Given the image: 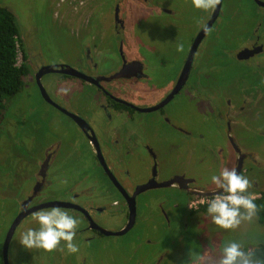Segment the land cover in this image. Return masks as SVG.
I'll return each instance as SVG.
<instances>
[{
  "label": "rangeland",
  "instance_id": "obj_1",
  "mask_svg": "<svg viewBox=\"0 0 264 264\" xmlns=\"http://www.w3.org/2000/svg\"><path fill=\"white\" fill-rule=\"evenodd\" d=\"M113 1L0 0V4L6 5L14 12L22 38L31 51H36L38 48L37 55L34 54L37 57V64L52 65V63L59 62L73 68L84 67L86 45L97 42L99 55L107 57L106 65L101 66L100 64L97 69V71H102L105 67H117L120 63L116 53L119 47L118 36L111 24L113 21L111 10H109ZM224 1L226 14L221 24L227 21L230 27L222 29L220 37L228 36L229 30L233 31V29L238 30V34L227 39L224 44L220 43L212 53L215 54L214 58L220 62L223 61L220 57L222 53L226 55L229 51L231 53L232 58H225V61L229 63L223 64L224 68L221 71L227 80H221L224 86L228 84L227 92L222 94V101H218L215 97L206 98L204 95L197 94L196 96L188 93L181 94L173 103L171 102L173 107L170 112L174 115L173 111L176 113L177 109L184 115L181 125L187 129L191 126H198V124L203 127L199 136V138L203 136L202 142L199 138H192L186 139L183 143L184 145L186 142H191L194 151L190 153L188 150L180 149L175 154L181 153L183 162L189 158L193 162L192 165L200 159L202 163L199 166L188 170L206 182L211 181L212 175H218L225 168L223 158L227 156L229 147L231 149L226 126L229 122L227 104L231 99L234 103L232 115L236 114L233 134L237 143L249 154L248 161L245 162L247 173L244 175L249 178L251 186H257L249 191L252 197H257L260 192L264 193V83L248 89V93L240 75L244 73L247 65L254 68V60L248 63L239 62L235 58L234 50L252 37L251 32L255 27L258 28L261 25L260 31L263 32L264 10L257 8L258 5L253 0ZM161 4L172 10L174 14L167 16L163 13L160 8ZM203 14L204 10L195 9L191 0L139 2L134 5L128 18L129 26L125 29L124 36L136 43V46L156 47L158 52H165L168 57L167 62L175 63L174 66L179 68L184 52H178L176 45L189 38L191 30L196 31ZM67 15L75 18L71 24L66 19ZM96 15L99 21L97 32L100 36L92 40L89 39L90 33L95 30L88 20L92 21ZM84 25L92 29L87 30ZM218 42H221V39H218ZM22 51L19 47V63L23 62ZM126 51L127 54L130 53L129 48ZM109 52L113 55L110 56ZM136 53L133 50V54ZM173 72V66L166 67L163 71L167 75L169 73L172 75ZM257 73L264 79V70L258 69ZM262 78L260 79L263 80ZM232 80H234L233 83ZM42 84L53 101L61 102L72 110L80 111L94 127L97 126L96 121L92 122V120L96 119L100 113L102 114L99 107L104 97L93 86L78 77H64L57 72L44 75ZM245 93L249 94V101L247 100L249 106L246 111L238 112L246 101ZM180 98L181 100L178 101ZM218 104L222 106L219 107ZM152 115L153 117H150ZM152 115L145 118L154 120L156 116H159L156 113ZM121 121L125 120L121 119ZM158 122L157 129L164 130L168 135L171 133L172 135L169 136L172 142L184 141L178 130L173 128L170 132L168 126L165 127V124L160 123L159 120ZM81 135L78 126L67 115L47 102L39 86L28 76L26 85L8 100L0 120V264H4L1 251L8 227L16 216L19 200L27 195L32 186L29 182L33 180L32 173L36 162H39L38 158L42 156L48 145L52 146L54 142L59 141L61 146L55 147V150L58 149V154L50 170V175L55 181L47 189L46 196L49 195L52 199L69 197L66 192L69 187H75L79 191L78 187L81 182L78 177H81L82 171L89 170L97 174L94 168L95 159ZM50 142L52 143L49 144ZM205 145H208V148L204 149ZM172 155L168 161L166 173H163L165 176H169L178 166V156ZM145 161L150 162L149 159ZM143 162L141 160L140 165L137 164L135 176L140 175L139 170ZM210 166L214 171L209 168ZM165 192L170 196L173 194V190L169 189L151 191L141 197L138 222L128 234L121 237H102L100 243L99 241L86 243L79 238L74 240V243L79 246V256L68 254L66 249L64 256L66 263L81 264L79 258L84 256L87 257V264H216L221 248L229 242H241L246 251H252L264 243V224L259 221L257 214L253 221L244 222L235 230L220 229L211 222L210 218L205 217L203 227L205 230L202 234H194L196 230L199 232L195 221L191 222L186 232L184 229L181 230L182 220L179 215L172 218L169 226L171 230L167 228L161 230L165 224L161 225L158 219L157 223L161 227L155 228L150 222L152 218L150 213L153 208L150 204L153 200H161ZM177 194V196H182L180 193ZM201 200V198L194 199L195 207ZM123 208L125 207L121 205L111 206L104 212L103 222L107 229L115 232L122 229L121 226L127 220L124 214L126 210L123 211ZM167 208L171 209L168 205ZM63 209L79 219V226L83 224L79 211L70 208ZM37 226L32 215L22 222L12 241L10 263L54 264V259L60 254L58 251L28 250L19 243L23 231ZM212 234L214 241L211 239ZM132 236H151L159 240L163 247L169 250V254L161 263H157L158 257L155 259V255L152 258H146L143 247L137 249V244L132 242ZM60 251L64 252V250ZM255 261L256 264H260L258 260Z\"/></svg>",
  "mask_w": 264,
  "mask_h": 264
},
{
  "label": "flooded vegetation",
  "instance_id": "obj_2",
  "mask_svg": "<svg viewBox=\"0 0 264 264\" xmlns=\"http://www.w3.org/2000/svg\"><path fill=\"white\" fill-rule=\"evenodd\" d=\"M147 1L148 0L113 1L109 10H111L112 14L113 22L111 24L118 36L119 47L116 53L120 63L117 67L110 66V68L112 67L111 69L105 67L102 71H97L100 64L101 66L106 65L107 57L105 55H99L100 50L97 42H94L92 45L87 44L86 49H84V67L78 66L76 69L86 74L87 77H90V80L59 70H47L46 67L51 65L37 64V57L34 56V54L37 55L38 48L36 51H31L29 45L23 40L22 34H20L21 42L19 44L23 50V62L29 69L28 77L31 81H34V83L39 86V83L42 84L43 76L51 72L60 73V75L64 77L75 76L82 79L85 83H89L99 91L104 97V101L101 102L99 107L102 114L100 113L96 116V119L94 118L92 120V122L96 121L95 124L97 126L95 127L80 111L72 110L68 108L67 105L58 101L56 102L58 104L57 106L50 103L61 113L67 115L80 129L82 133L81 136L85 139L95 159V166H93L97 174H93L91 171L89 172V170L82 171L81 177H78L81 182L78 187L79 191H77L75 187H69L66 191L69 197L52 199L49 195L46 196L47 189H49L55 181L50 175L52 162L58 154V149L55 150V147L61 146L59 141L54 142L52 146L48 145V148L42 153V156L38 158L39 162H36V166L32 173L33 180L31 179L29 182L33 187L31 186L27 195L19 200L18 211L15 218L23 208L29 211V207L31 209L39 204L50 201L76 203L81 205L84 210L81 211L70 208L79 211L83 219V224L79 226L75 240L79 238L86 243L93 241H99L100 243L102 237H121L122 235L128 234L129 231L135 227L139 218L138 207L142 202L141 197L151 191L172 189L173 194L171 196L165 192L161 200H153L151 202L150 205H152L153 208L150 213L152 217L150 222H152L153 226L157 229L161 227L162 224H165V226L161 227V230L164 228L171 230L169 226L172 222V218L179 215L182 220L181 230L184 229V231L187 232L191 222L195 221L199 228V232L196 230L194 234H202V232H204L205 228L203 227L205 225L204 218L206 217V210H204L203 207L207 205V200H210L215 195V185H213L211 181L206 182L190 172L194 166H199L202 163L200 159L192 165L193 162L189 158H186V162H183L181 161V153L175 154L180 149L188 150L190 153L194 151L191 142H186L184 145L183 143L186 139L199 138L200 131L203 127L198 124V126H194L195 128L192 126L190 129L185 128L181 125L182 119H184L182 112L176 109V113L173 111V115L170 109L173 107L172 103L181 94L191 93L196 96L197 94L204 95L206 98H208V96L215 97L218 101H222V94L227 92L228 84L224 86L222 81L227 80L224 78L221 71L224 68L223 64L229 63L225 61V58L232 57L230 51L227 55L222 53L220 57L223 61L220 62L214 58L215 54L212 52L220 43L224 44L227 39L233 37V35L236 36L238 30L233 29L232 31L228 29V36L224 38L220 37L222 29L230 27L227 25V21L221 24L226 14L224 0H222L218 16H216L213 21H211V18L214 8L204 11L196 31L191 30L189 38L182 42L184 55L180 67L177 68L174 66L175 63L167 62L166 59L168 57L165 52H158L156 47L136 46V43H133L131 39H127V36H124L125 29L129 26L128 18L133 11L134 5L139 2L145 3ZM253 1L258 5L257 8L264 10V0ZM160 8L167 16H172L174 14L172 10L167 9L163 4H161ZM66 19L70 24L71 21L75 20L71 15H67ZM88 21L95 30V32L90 33L89 39L96 40V38L100 36L99 32H97L99 26L97 15L92 21L91 19ZM84 27L87 28V30L92 29L89 26L84 25ZM260 29L261 25L258 28L255 27L251 32L252 37L248 38L244 45L234 50L235 58H237L239 62L248 63L254 60V68L253 66L249 67L247 65L244 68V73L240 75L243 83L247 87L248 93L250 89L257 87L259 83H264V79L257 73L258 69L264 70V29L263 32L260 31ZM260 32H262V34ZM200 34L201 38L197 43L198 45L194 51V56L190 58L192 48L196 44V39ZM218 39H221V42H218ZM127 48L130 49L129 54L126 53ZM133 50L137 52L135 55L133 54ZM116 53L114 54L116 55ZM109 55L112 56L113 53L109 52ZM52 65L56 68L68 66L59 62L52 63ZM172 66L174 68L172 75L170 73L168 75L163 73L166 67ZM41 69H43L42 72ZM38 74L40 75L38 76ZM233 82L234 80H232V83ZM244 95H247L245 96L246 101L243 105L240 103L242 106L241 110H238V112L246 111L249 106V94L245 93ZM180 100L181 98L178 101ZM227 105L229 107V113L227 114L229 122L226 125L227 139L231 144V149L229 147L227 156L223 158V163L225 167L235 168L240 174L244 175L247 173L245 162L246 160L248 161L249 154L237 143L233 134L236 114L232 115L234 103L231 99ZM218 106L221 107L222 105L218 104ZM69 112L81 117L88 126L83 121H81L83 125H81L80 122L78 123V121H76L77 119L70 115ZM153 113L159 116H156L154 120L145 118ZM150 117H153V115ZM119 119H124L125 121L120 122ZM158 120L161 121L160 123L163 122L165 127L168 126L170 132L173 128L178 130L180 135L184 138V141L172 142L169 136L172 135L171 133L168 135L164 130L157 129ZM199 139L200 142H202L203 136L201 135ZM51 143L52 142L49 144ZM160 143H162V145H160ZM98 147L100 148L101 154L97 152ZM206 148H208V145L204 146V149ZM204 152H206V150H204ZM172 154L178 156V166L174 168L169 176H165L163 173H166V168L169 164L168 161L170 157L173 156ZM146 159H149L150 162H146ZM141 160L144 162L140 166V175L135 176L134 173L137 171V164L140 165L139 163ZM219 160L221 161L220 156ZM179 165H184L186 168ZM209 168L214 171L211 166ZM110 172L115 176L118 183L112 179L109 174ZM252 188H257V186H251L249 191L252 190ZM177 193H180L183 197L177 196ZM262 193L263 192H260L257 197H260ZM195 198H201L204 199V201H200L198 206L195 207L193 204ZM119 205L125 207L123 211L126 210L124 214L127 217L126 222L121 228H125L131 220H133V224L122 234H107L105 231L110 229H107L103 222L104 212L111 206L115 207ZM167 205L171 209H168ZM49 208L51 207L43 209ZM35 212L36 211L28 214L17 225L9 246V263L12 241L18 228L27 217ZM156 214L159 215L156 216ZM157 219L160 221L161 225L157 223ZM13 221L9 225L8 230ZM132 239V242H134L135 245L137 244V249L143 247L145 251L144 256H146V258H152L154 255L155 259L158 257L157 263H161L169 254V250L163 247L159 240L151 236H132ZM211 239L214 241L213 234ZM21 248L22 246L20 249ZM61 249H63L64 252H61ZM54 251L60 253L54 259V264H67L66 258L64 259L66 248L61 247ZM76 254L79 256V253ZM1 255L3 257V249ZM79 260L81 264H87V257L81 256Z\"/></svg>",
  "mask_w": 264,
  "mask_h": 264
},
{
  "label": "clouds",
  "instance_id": "obj_3",
  "mask_svg": "<svg viewBox=\"0 0 264 264\" xmlns=\"http://www.w3.org/2000/svg\"><path fill=\"white\" fill-rule=\"evenodd\" d=\"M191 2L195 9L207 11L214 8L219 0ZM176 50L182 52L183 44L177 43ZM210 180L215 185V195L207 203L206 217L215 226L235 230L242 223L254 220L258 206L249 192L251 182L247 176L235 168L225 167L218 175H212ZM28 210L31 214L30 207ZM32 219L38 226L23 231L19 240L25 249L52 252L63 244L68 254L79 252V246L74 243L80 225L78 218L57 205L37 210ZM216 264H256V261L253 253L246 251L241 242L232 241L221 248Z\"/></svg>",
  "mask_w": 264,
  "mask_h": 264
},
{
  "label": "trees",
  "instance_id": "obj_4",
  "mask_svg": "<svg viewBox=\"0 0 264 264\" xmlns=\"http://www.w3.org/2000/svg\"><path fill=\"white\" fill-rule=\"evenodd\" d=\"M20 34L14 12L0 4V120L8 100L25 86L29 73L27 65L24 62L19 63ZM254 200L258 206V219L264 224V193ZM206 207L207 205L203 209L206 210ZM251 252L255 260L264 264V243Z\"/></svg>",
  "mask_w": 264,
  "mask_h": 264
},
{
  "label": "water",
  "instance_id": "obj_5",
  "mask_svg": "<svg viewBox=\"0 0 264 264\" xmlns=\"http://www.w3.org/2000/svg\"><path fill=\"white\" fill-rule=\"evenodd\" d=\"M221 4H222V0H219V3H217L216 6L214 7V12H213V16L211 18V21H213L216 18V16H218L219 11L221 9ZM260 4H262V3H260ZM200 38H201V34L196 39V44L192 48V51L190 53V58H193L194 51L196 49V46L198 45L197 43L199 42ZM46 69L47 70H55V71L59 70V71H63V72L69 73V74H73V75H77V76L83 77V78L88 79V80L91 79L90 77H87L86 74H84L83 72H81L78 69L73 68V67H71L69 65L66 66V67H62V68H58V67L56 68V67H54V65H51V66H47ZM42 71H43V69H41V72ZM39 75L40 74H38V76ZM38 79H39V77H38ZM39 87H40V91H41L43 97L49 103H52L55 106H57L58 104L55 101L52 100V98L49 96V94L47 93L46 89L44 88V86L41 83H39ZM70 115H72L74 118H76L77 119L76 121H78V123L79 122L81 123V121H83V119L81 117L75 115L74 113H70ZM85 124L87 125V123H85ZM81 125H83V124L81 123ZM97 152H99L101 154V151H100L99 147L97 148ZM109 174H110V176L112 177L113 180L117 181V179L112 174V172H110ZM117 183H118V181H117ZM57 205L60 206V207H65V208H75V209H78V210H81V211L84 210V208L81 205H79V204L72 203V202H65V201H50V202H46L44 204H39L38 206L32 207L30 210H31V213H32V212L37 211L39 209H43V208H47V207H53V206H57ZM28 214H30V212L23 208L22 211L18 214V216L14 219L10 229L7 232V235L5 237L4 244H3V259H4V263L5 264H10L9 263V259H8V251H9L10 242H11L12 237L14 235L15 229H16L17 225L20 223V221L24 217H26ZM131 224H133V220H131V222L125 228H123L121 230H118L116 232H113L111 230H106L105 232L107 234H113V233L114 234H122V233L126 232L128 230V228H130Z\"/></svg>",
  "mask_w": 264,
  "mask_h": 264
},
{
  "label": "built area",
  "instance_id": "obj_6",
  "mask_svg": "<svg viewBox=\"0 0 264 264\" xmlns=\"http://www.w3.org/2000/svg\"><path fill=\"white\" fill-rule=\"evenodd\" d=\"M201 201L203 202V201H204V199H202ZM207 201H209V200H207ZM198 202H199V201H198Z\"/></svg>",
  "mask_w": 264,
  "mask_h": 264
}]
</instances>
